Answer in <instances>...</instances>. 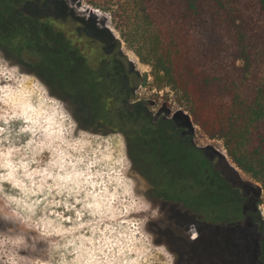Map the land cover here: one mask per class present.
Masks as SVG:
<instances>
[{
    "label": "trees",
    "instance_id": "1",
    "mask_svg": "<svg viewBox=\"0 0 264 264\" xmlns=\"http://www.w3.org/2000/svg\"><path fill=\"white\" fill-rule=\"evenodd\" d=\"M108 13L121 41L192 123L222 141L262 199L228 183L169 118L135 99L145 84L120 51L46 0H0V51L74 108L83 130L118 133L148 198L189 230L197 264H264V0H82ZM181 233V232H180Z\"/></svg>",
    "mask_w": 264,
    "mask_h": 264
},
{
    "label": "rangeland",
    "instance_id": "2",
    "mask_svg": "<svg viewBox=\"0 0 264 264\" xmlns=\"http://www.w3.org/2000/svg\"><path fill=\"white\" fill-rule=\"evenodd\" d=\"M55 16L120 51L145 84L135 99L169 118L243 195L259 185L228 158L221 140L195 126L168 88L121 41L108 13L82 0H46ZM123 137L83 130L74 108L53 97L22 64L0 51V264H197L191 232L173 236L169 206L148 198ZM262 199V198H260ZM258 207L264 222V201ZM181 232V233H180Z\"/></svg>",
    "mask_w": 264,
    "mask_h": 264
},
{
    "label": "flooded vegetation",
    "instance_id": "3",
    "mask_svg": "<svg viewBox=\"0 0 264 264\" xmlns=\"http://www.w3.org/2000/svg\"><path fill=\"white\" fill-rule=\"evenodd\" d=\"M258 226H259V230H262V232L264 231V223H259L258 224Z\"/></svg>",
    "mask_w": 264,
    "mask_h": 264
},
{
    "label": "snow or ice",
    "instance_id": "4",
    "mask_svg": "<svg viewBox=\"0 0 264 264\" xmlns=\"http://www.w3.org/2000/svg\"><path fill=\"white\" fill-rule=\"evenodd\" d=\"M57 99H59V98H57Z\"/></svg>",
    "mask_w": 264,
    "mask_h": 264
}]
</instances>
